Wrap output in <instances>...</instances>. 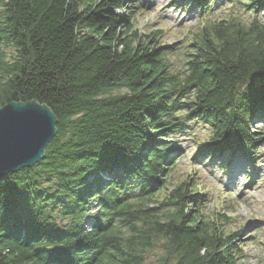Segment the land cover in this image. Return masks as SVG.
Returning <instances> with one entry per match:
<instances>
[{
	"label": "trees",
	"instance_id": "16d2710c",
	"mask_svg": "<svg viewBox=\"0 0 264 264\" xmlns=\"http://www.w3.org/2000/svg\"><path fill=\"white\" fill-rule=\"evenodd\" d=\"M172 1L201 14L218 4ZM126 3L0 0V107L37 102L57 119L44 157L0 178V264H146L155 246V264H237L236 234L200 218L202 194L182 184L149 204L178 161L170 139L191 120L213 134L203 157L255 160L264 23L205 29L179 80L162 47L135 45ZM245 7L260 14L264 0Z\"/></svg>",
	"mask_w": 264,
	"mask_h": 264
},
{
	"label": "rangeland",
	"instance_id": "374dc122",
	"mask_svg": "<svg viewBox=\"0 0 264 264\" xmlns=\"http://www.w3.org/2000/svg\"><path fill=\"white\" fill-rule=\"evenodd\" d=\"M215 2L216 0H210ZM209 14L196 9L187 11L185 3L176 6L172 0H126L133 12V31L141 36L135 45L160 46L168 67L166 73L183 80L188 73L186 62L192 59L195 46L205 36V29L228 18L249 23L257 18L264 23V11L255 14L246 9L250 0H217ZM232 1V2H231ZM135 7V8H134ZM133 8V9H132ZM126 13V12H125ZM126 90L117 91L124 94ZM186 115V111L179 116ZM189 128L170 141L178 147L176 166L165 187L154 197L149 207H156L170 197L179 185L204 196L201 219L218 226L224 236L236 234L234 244L242 249L237 264H264V142L258 145L253 163L243 158L221 156L215 160L202 154L203 145L212 131L198 120L188 122ZM264 133L263 120L257 122ZM222 159L225 161L222 164ZM192 208V207H191ZM160 246L147 252L146 264H155L161 256Z\"/></svg>",
	"mask_w": 264,
	"mask_h": 264
},
{
	"label": "water",
	"instance_id": "95a60500",
	"mask_svg": "<svg viewBox=\"0 0 264 264\" xmlns=\"http://www.w3.org/2000/svg\"><path fill=\"white\" fill-rule=\"evenodd\" d=\"M51 109L37 102H9L0 107V178L44 157L57 133Z\"/></svg>",
	"mask_w": 264,
	"mask_h": 264
}]
</instances>
